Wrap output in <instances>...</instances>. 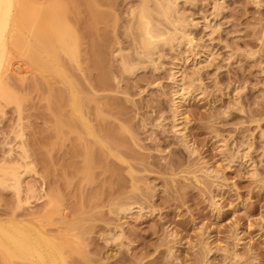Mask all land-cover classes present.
<instances>
[{"label":"rangeland","instance_id":"374dc122","mask_svg":"<svg viewBox=\"0 0 264 264\" xmlns=\"http://www.w3.org/2000/svg\"><path fill=\"white\" fill-rule=\"evenodd\" d=\"M99 1L106 17L94 29L84 2L69 6L81 20L79 64L61 56L95 137L67 123L60 79L10 74L21 102L0 101V166L18 181L0 184V219L32 218L54 235L77 223L85 256L67 252L69 264H264V0H187L193 47L140 63L132 11L142 0ZM204 48L213 56L198 71L180 60L193 86L176 106L172 65ZM176 114L182 133L172 129ZM120 203L134 210L119 213Z\"/></svg>","mask_w":264,"mask_h":264},{"label":"bare ground","instance_id":"6f19581e","mask_svg":"<svg viewBox=\"0 0 264 264\" xmlns=\"http://www.w3.org/2000/svg\"><path fill=\"white\" fill-rule=\"evenodd\" d=\"M142 0L139 8L133 10L136 14L135 30L137 35L136 55L142 59L160 53L161 49L182 48L183 45L193 47L194 40L189 25L196 23L182 14L180 5L187 0ZM80 2L87 6L90 26L94 29L106 17L98 10L99 0H0V101L5 104L20 106L21 99L16 95L9 84V75L24 78L29 68L41 72L45 78H58L68 91V101L72 109L69 125L80 126L89 137H95L93 126L85 118L83 107L84 99L77 82L70 75L62 55L69 61L79 64L81 30L79 13H71L69 6L77 7ZM222 5L216 7L219 13ZM137 11V12H136ZM156 15V18L154 17ZM204 28L206 35H211L214 25L205 18ZM213 53L204 48L199 58L193 55H182L171 68V79L174 83L172 95L177 106L178 99L186 95L193 86V79L178 72L180 60L194 61L201 68L202 63L209 60ZM152 64V61L148 62ZM137 65L127 64L126 71L134 73ZM62 124L58 122V128ZM174 132L182 133L178 115H174L172 126ZM184 134V133H183ZM185 146L192 151L188 141ZM88 151V159H92ZM246 159V148H241L235 157V162ZM6 165L0 166V184L5 183L7 176L18 181L16 170L9 171ZM3 176V178H2ZM57 200L50 201V210L46 215V223L51 220V214L58 208ZM119 213H130L132 206L120 203L117 206ZM65 216V213H64ZM44 223V222H43ZM78 224L71 223L66 234L54 235L46 230V226L37 223L35 219H19L11 217L0 219V257L3 264H13L14 261L31 264H69L68 254L83 253L84 242L80 234H76ZM74 233H71V232Z\"/></svg>","mask_w":264,"mask_h":264}]
</instances>
